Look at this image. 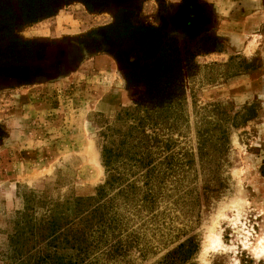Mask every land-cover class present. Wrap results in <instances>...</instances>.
Segmentation results:
<instances>
[{"label":"rangeland","instance_id":"obj_1","mask_svg":"<svg viewBox=\"0 0 264 264\" xmlns=\"http://www.w3.org/2000/svg\"><path fill=\"white\" fill-rule=\"evenodd\" d=\"M18 4L0 264H264V0H53L32 24Z\"/></svg>","mask_w":264,"mask_h":264},{"label":"trees","instance_id":"obj_2","mask_svg":"<svg viewBox=\"0 0 264 264\" xmlns=\"http://www.w3.org/2000/svg\"><path fill=\"white\" fill-rule=\"evenodd\" d=\"M18 8L21 14V19H23L24 23L32 24L38 22L40 20L46 19L54 15L55 9L53 8V0H18ZM6 26V15L5 13L2 14L0 19V27ZM9 33L7 35L9 40H12V29L13 26H9ZM136 118V119H135ZM146 118V119H145ZM134 120H138V126L143 128L144 123L147 120V117H138L136 115ZM102 156V163L106 169L107 173V180L104 183V186L100 187L98 191V198L101 197V191L105 186L112 187L113 183L117 180L115 176L111 174L112 167H111V151L108 150L106 147L102 148L101 151Z\"/></svg>","mask_w":264,"mask_h":264}]
</instances>
